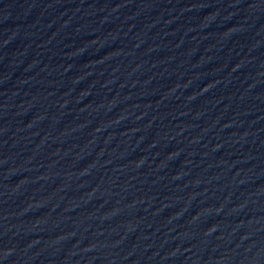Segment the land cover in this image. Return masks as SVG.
<instances>
[{
	"label": "water",
	"instance_id": "water-1",
	"mask_svg": "<svg viewBox=\"0 0 264 264\" xmlns=\"http://www.w3.org/2000/svg\"><path fill=\"white\" fill-rule=\"evenodd\" d=\"M0 264H264V0H0Z\"/></svg>",
	"mask_w": 264,
	"mask_h": 264
}]
</instances>
